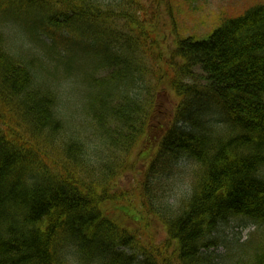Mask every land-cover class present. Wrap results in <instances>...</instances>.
<instances>
[{
    "label": "trees",
    "instance_id": "trees-1",
    "mask_svg": "<svg viewBox=\"0 0 264 264\" xmlns=\"http://www.w3.org/2000/svg\"><path fill=\"white\" fill-rule=\"evenodd\" d=\"M173 2L0 0V264H60L68 244L92 264H264V3L200 38L179 36ZM164 17L176 36L165 53L166 37L151 39ZM60 70L88 91L69 113ZM165 79L178 101L142 150L155 154L141 216L127 204L112 217L114 179L153 126ZM186 164L191 193L170 204L162 185ZM150 216L162 245L143 242ZM249 227L244 242L224 235Z\"/></svg>",
    "mask_w": 264,
    "mask_h": 264
},
{
    "label": "rangeland",
    "instance_id": "rangeland-1",
    "mask_svg": "<svg viewBox=\"0 0 264 264\" xmlns=\"http://www.w3.org/2000/svg\"><path fill=\"white\" fill-rule=\"evenodd\" d=\"M173 2L174 14L176 18V29L180 33L179 36H199L200 38H205L213 31L220 23L221 19L225 16L237 15L244 13V11L256 4L264 3V0H176ZM163 6V5H162ZM151 7L150 3L147 2L145 5L146 10ZM157 20H153L154 24H157ZM161 22L164 23L161 26ZM159 21L160 27L158 32H154L151 35V39L156 40L165 38L166 41L161 42V51L164 53L167 48L172 47L174 44L175 35L172 33L174 29L171 25V20L164 17V19ZM126 22H118V29L124 30L126 27ZM15 30V29H13ZM11 33L19 34L16 30L10 31ZM49 43L51 40L46 39ZM90 45V44H87ZM166 45L168 46L166 48ZM40 50L44 53L47 52L45 46H41ZM156 50V49H155ZM81 61H77V63ZM154 62V61H153ZM70 70L75 74L77 72V66ZM62 71V70H60ZM57 75H61L64 80L62 81V93L65 95L66 110L73 108L76 103L83 104L87 90L80 80L70 77L71 80L65 82L68 78V71L57 72ZM78 78V75H75ZM73 78V79H72ZM158 93L156 94V115L152 119L153 126L150 131L141 139L137 146L132 150V152L126 157L123 168L118 172L116 178L113 182V192L115 195L114 200L118 199L123 195V198L116 203H108L106 208L112 217H119L116 213H112L111 210L118 208L117 205H127L131 204L132 214L135 216H141V197L144 193V187L142 186L145 180L146 173L148 172L150 157L154 156L155 151H150L146 155L142 153V150L148 151L150 147L154 146L156 142V137L158 138L162 128L168 125L171 121V113L173 107L178 101V97L175 92L170 87L168 81L165 79L158 86ZM88 100V98H87ZM81 107V106H80ZM79 107V108H80ZM161 111V113H160ZM182 171L180 172L181 179L175 177L166 180L162 188L166 189V194L164 198L169 200L170 204L179 205L181 200L187 199L191 193L190 187V171L193 167L189 165H182ZM164 180V179H163ZM163 197V196H162ZM164 199V201H165ZM141 234L143 235V242L148 243V237L154 238L153 244L162 245L165 243L167 238V233L163 222L157 216H150L147 219L142 218L138 223ZM255 231L254 227H249L243 230H237L236 228H230L227 234H224L226 238L230 240L241 239L242 242L247 241L250 235ZM218 255H226L228 251L225 247H220L214 251ZM134 253V252H132ZM131 253V254H132Z\"/></svg>",
    "mask_w": 264,
    "mask_h": 264
},
{
    "label": "clouds",
    "instance_id": "clouds-1",
    "mask_svg": "<svg viewBox=\"0 0 264 264\" xmlns=\"http://www.w3.org/2000/svg\"><path fill=\"white\" fill-rule=\"evenodd\" d=\"M60 264H92L74 244L65 245L59 251Z\"/></svg>",
    "mask_w": 264,
    "mask_h": 264
}]
</instances>
